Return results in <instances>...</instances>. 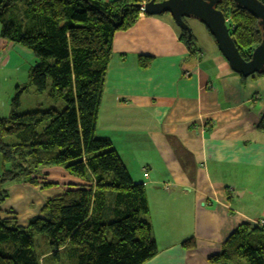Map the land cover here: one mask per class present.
Masks as SVG:
<instances>
[{
  "label": "trees",
  "instance_id": "obj_1",
  "mask_svg": "<svg viewBox=\"0 0 264 264\" xmlns=\"http://www.w3.org/2000/svg\"><path fill=\"white\" fill-rule=\"evenodd\" d=\"M149 1L0 0L1 40L32 51L38 62L31 85L43 94L50 83L49 98L66 104L62 111L19 114V91L8 116L0 118V264H145L158 254L146 220V186L133 181L111 140L96 133L115 36L137 24ZM215 8L230 19V35L250 61L262 41L258 19L235 0H217ZM182 33L190 55L200 59L193 34ZM152 61L138 57L141 69ZM252 77L264 78V71ZM257 130L264 133V116ZM45 167H61L80 183L45 181L41 188L62 193L47 199L26 225L15 214L3 216L7 187L36 185L34 175ZM181 245L193 250L196 241ZM209 263L264 264V228L240 225Z\"/></svg>",
  "mask_w": 264,
  "mask_h": 264
},
{
  "label": "crops",
  "instance_id": "obj_2",
  "mask_svg": "<svg viewBox=\"0 0 264 264\" xmlns=\"http://www.w3.org/2000/svg\"><path fill=\"white\" fill-rule=\"evenodd\" d=\"M186 23L200 59L170 14H142L115 36L97 120V135L111 140L133 181L146 186L158 254L145 264H210L240 225L264 219V133L257 130L264 78L242 79L207 28ZM9 46L16 49L0 41ZM140 55L153 58L148 69L139 67ZM10 111L5 100L0 118ZM56 170L68 184L80 183L61 167L47 169ZM190 238L196 248L185 250Z\"/></svg>",
  "mask_w": 264,
  "mask_h": 264
},
{
  "label": "rangeland",
  "instance_id": "obj_3",
  "mask_svg": "<svg viewBox=\"0 0 264 264\" xmlns=\"http://www.w3.org/2000/svg\"><path fill=\"white\" fill-rule=\"evenodd\" d=\"M142 14L143 12L141 11V15ZM185 20L188 22L189 18ZM229 20H227V22L231 27ZM15 48L16 49L13 50L11 46L4 48L0 47V105H4L5 100H9L11 104L16 94L20 91V105L17 109L19 114L35 110L47 111L51 108L58 111L64 110L66 104L63 101H55L49 98V92L51 90L50 83L47 91L43 94L36 92L35 88L31 85V72L38 62L33 52L21 46H16ZM50 168L51 167H45L37 170V173L34 175V178L38 180L36 185H33V183L31 186L29 184H25L23 181L24 183L17 182L16 184L7 187V190L10 193V198L7 200L5 205L2 206V210L4 212L3 216L7 217L9 213H12L13 215L15 214L18 222L22 224L27 222L26 218H29L30 220L40 215L38 212L41 211L44 205L43 203H45L47 199L60 194L56 193V191L59 192L61 189L41 188L42 185L44 186V182H52L61 186L68 185V183L63 179V170H56L54 172L47 171V169ZM144 170L148 171V167H145ZM1 171L2 167L0 162V172ZM166 190H169V188L166 187ZM228 192L231 195L233 194L231 189H229ZM40 237L41 235H38L36 236V239L38 240ZM44 245V241L40 239V247L38 248L39 251L45 250ZM51 264H56V261H51Z\"/></svg>",
  "mask_w": 264,
  "mask_h": 264
},
{
  "label": "water",
  "instance_id": "obj_4",
  "mask_svg": "<svg viewBox=\"0 0 264 264\" xmlns=\"http://www.w3.org/2000/svg\"><path fill=\"white\" fill-rule=\"evenodd\" d=\"M238 6L251 12L259 21L262 41L254 49L250 61H245L239 53L231 35V27L224 14L215 8L217 0H150L144 6L149 16L170 14L182 31L191 37V30L185 19L200 21L217 44L218 50L231 70L244 78L264 71V5L259 0H235Z\"/></svg>",
  "mask_w": 264,
  "mask_h": 264
},
{
  "label": "built area",
  "instance_id": "obj_5",
  "mask_svg": "<svg viewBox=\"0 0 264 264\" xmlns=\"http://www.w3.org/2000/svg\"><path fill=\"white\" fill-rule=\"evenodd\" d=\"M141 11L144 13V6L143 5L141 6ZM143 171H144V177L148 179L149 178L148 171L147 170H144V169H143ZM255 225L264 228V219L257 221L255 223Z\"/></svg>",
  "mask_w": 264,
  "mask_h": 264
},
{
  "label": "bare ground",
  "instance_id": "obj_6",
  "mask_svg": "<svg viewBox=\"0 0 264 264\" xmlns=\"http://www.w3.org/2000/svg\"><path fill=\"white\" fill-rule=\"evenodd\" d=\"M144 5H145V4H144ZM144 14H145V13H144ZM204 26H205V25H204ZM6 202H7V201H6ZM6 202H5V203H6ZM5 203H4L3 205H5ZM39 214H40V213H39Z\"/></svg>",
  "mask_w": 264,
  "mask_h": 264
},
{
  "label": "clouds",
  "instance_id": "obj_7",
  "mask_svg": "<svg viewBox=\"0 0 264 264\" xmlns=\"http://www.w3.org/2000/svg\"><path fill=\"white\" fill-rule=\"evenodd\" d=\"M209 32V31H208ZM249 78H251V77H249ZM248 79V78H247Z\"/></svg>",
  "mask_w": 264,
  "mask_h": 264
}]
</instances>
